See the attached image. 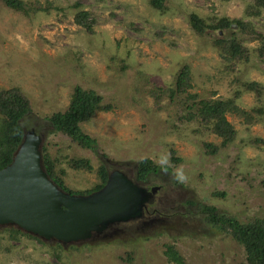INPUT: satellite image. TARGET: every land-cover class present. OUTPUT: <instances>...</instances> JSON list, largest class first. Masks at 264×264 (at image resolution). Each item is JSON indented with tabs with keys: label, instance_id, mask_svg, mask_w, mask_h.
<instances>
[{
	"label": "rangeland",
	"instance_id": "rangeland-1",
	"mask_svg": "<svg viewBox=\"0 0 264 264\" xmlns=\"http://www.w3.org/2000/svg\"><path fill=\"white\" fill-rule=\"evenodd\" d=\"M24 1L50 7L25 16L0 1V88L19 87L30 99L22 128L44 134L42 143L61 160L58 166L65 168L71 190L98 183L96 169L106 166V160L134 166L149 157L156 166L149 183L159 185V197L148 220L115 225L84 243L62 245L23 233L9 239L0 228V264H175L164 255L166 243L178 249L182 264H247L243 247L228 229L208 221L206 207L240 222L264 218V113L252 125L227 113L235 138L209 154L203 142L219 144L220 138L207 126L180 120L183 105L166 95L159 103L164 108L156 110L149 89L171 86L187 64L190 92L226 99L240 91L235 99L239 107L264 112L260 40L235 23L198 34L188 20L191 13L207 24L221 17L238 19L264 35V10L256 9L255 0H162L163 9L152 0ZM79 10L93 20L91 32L74 22ZM218 37L239 39L246 59L224 60L213 43ZM249 82H257L259 90H245L243 84ZM76 84L114 105L82 124L96 138L90 149L71 142L45 117L66 107ZM171 150L181 162H171ZM162 154L169 158L167 171L157 163ZM70 156L88 157L93 171L70 168L63 160ZM176 166L184 169L183 184L172 178Z\"/></svg>",
	"mask_w": 264,
	"mask_h": 264
},
{
	"label": "trees",
	"instance_id": "trees-1",
	"mask_svg": "<svg viewBox=\"0 0 264 264\" xmlns=\"http://www.w3.org/2000/svg\"><path fill=\"white\" fill-rule=\"evenodd\" d=\"M6 7L11 10L20 12L25 16L37 12L45 8L35 6L24 0H0ZM154 7L162 8V0H152ZM79 5L75 4L77 8ZM256 9L264 10V0H255ZM256 10L253 14H258ZM88 12L79 10L74 15V22L83 27L88 32L92 31L93 20L88 19ZM189 24L192 29L201 34L206 28L210 29H229L232 23L244 32L252 34V39L260 40L257 48L259 58L264 62V35L249 30L248 24L238 19H229L221 17L207 24L206 21L199 17L196 13L188 16ZM214 45L219 49L220 56L226 61H238L246 59L247 50L241 45L237 38H216ZM245 90H259L257 82H249L243 84ZM193 88L190 67L184 64L176 75L171 86L159 87L154 85L149 89V93L154 98V106L156 110L164 108L159 104L164 95L168 97L171 103L181 104L185 114L179 115L180 120L188 122H197L200 125L207 126L210 131L220 138L219 144L203 142L208 149L207 153L215 154L220 148H226L235 138L236 131L233 125L228 121L226 114L233 113L240 116L247 125H252L260 121V115L264 112L258 107L244 109L235 103L240 91L235 92V96L231 98H202L197 93L190 92ZM214 95V93H212ZM114 108L111 102H105L102 95L92 88L83 87L76 84L72 88L70 99L64 109H59L46 115V120L56 130L70 138V141L76 143L81 149H90L96 138L83 130L82 124L88 122L98 111H109ZM31 111V102L28 96L22 92L19 87L0 88V169L8 165L13 153L18 147L23 128L20 121ZM43 165L49 177L63 190L75 194H88L92 191L100 189L107 180V170L103 164H99L96 169L99 181L92 188L78 191L71 190L65 183V168L58 166L61 160L51 156L48 152L47 145L42 146ZM171 162H181L182 158L175 155V151L171 150ZM66 164L75 170L93 171L92 161L88 157L70 156L63 157ZM137 179L145 180L147 173L156 170L155 162L149 157H143L136 163ZM209 210L207 219L210 223L220 226L222 229L230 231V237L241 245L245 252V260L247 264H264V218L255 217L247 222H240L236 219L218 215L213 213L214 207L208 206ZM221 216V217H220ZM7 227V226H6ZM1 228L7 233L9 239H15L17 234L30 236L29 233L21 232L20 229L9 226ZM0 231V238H1ZM31 237V236H30ZM164 255L169 262L182 264L183 257L178 249L170 243L165 244ZM130 256V255H129Z\"/></svg>",
	"mask_w": 264,
	"mask_h": 264
},
{
	"label": "water",
	"instance_id": "water-1",
	"mask_svg": "<svg viewBox=\"0 0 264 264\" xmlns=\"http://www.w3.org/2000/svg\"><path fill=\"white\" fill-rule=\"evenodd\" d=\"M22 130L11 162L0 169V228L13 225L44 241L68 245L146 218L145 208L153 202L157 187H146L115 167L98 190L65 191L43 165L44 134L33 128Z\"/></svg>",
	"mask_w": 264,
	"mask_h": 264
},
{
	"label": "flooded vegetation",
	"instance_id": "flooded-vegetation-1",
	"mask_svg": "<svg viewBox=\"0 0 264 264\" xmlns=\"http://www.w3.org/2000/svg\"><path fill=\"white\" fill-rule=\"evenodd\" d=\"M105 166V165H104ZM119 168V169H122V170H124V171H126L130 176H131V178H133L134 180H137V181H139V183L140 184H142V185H144V186H146V187H153V186H155V185H153V186H151V184L149 183L150 181H149V178H151V176L153 175V173L154 172H150V173H147L146 174V178H145V180H139V179H137V165H134V166H131V165H129V163L127 162V163H122V164H120V165H116L115 163H113L112 161H110V160H106V166H105V168H106V170H107V172L109 171V170H111V169H113V168ZM130 167L132 168V170L130 169ZM132 171V172H131ZM155 187H157V189H156V193H155V195H154V199H153V202L152 203H150V204H147V207L145 208V215H146V218L145 219H142V220H137V221H133V222H128V223H130V224H134V225H137L138 223H140L141 221H146V220H148L152 215H153V211L155 210L153 207L155 206V204H154V202L158 199V194H157V192H158V190H159V185H157V186H155ZM153 208V209H152ZM122 224H125V223H122ZM112 228H110L109 230H111ZM108 230V231H109ZM108 231L107 232H105L103 235H106V233H108ZM103 235H101V236H103ZM100 237V236H99Z\"/></svg>",
	"mask_w": 264,
	"mask_h": 264
},
{
	"label": "clouds",
	"instance_id": "clouds-1",
	"mask_svg": "<svg viewBox=\"0 0 264 264\" xmlns=\"http://www.w3.org/2000/svg\"><path fill=\"white\" fill-rule=\"evenodd\" d=\"M157 163L161 165L162 170L167 171V167L169 166V158L167 154H162L157 160ZM172 178L179 184H183L186 181L187 177L182 166H176L173 168Z\"/></svg>",
	"mask_w": 264,
	"mask_h": 264
}]
</instances>
